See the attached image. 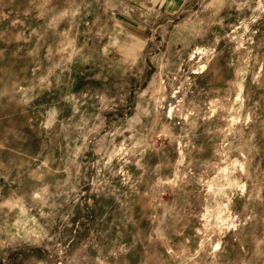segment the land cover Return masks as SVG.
Here are the masks:
<instances>
[{"label":"rangeland","instance_id":"1","mask_svg":"<svg viewBox=\"0 0 264 264\" xmlns=\"http://www.w3.org/2000/svg\"><path fill=\"white\" fill-rule=\"evenodd\" d=\"M0 264H264V0H0Z\"/></svg>","mask_w":264,"mask_h":264}]
</instances>
